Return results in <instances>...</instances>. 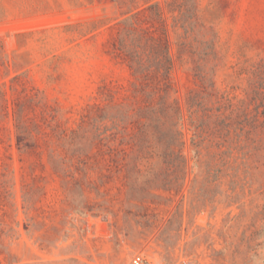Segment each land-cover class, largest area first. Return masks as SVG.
I'll return each mask as SVG.
<instances>
[{
	"label": "rangeland",
	"instance_id": "rangeland-1",
	"mask_svg": "<svg viewBox=\"0 0 264 264\" xmlns=\"http://www.w3.org/2000/svg\"><path fill=\"white\" fill-rule=\"evenodd\" d=\"M137 256L264 264V0H0V264Z\"/></svg>",
	"mask_w": 264,
	"mask_h": 264
},
{
	"label": "built area",
	"instance_id": "built-area-1",
	"mask_svg": "<svg viewBox=\"0 0 264 264\" xmlns=\"http://www.w3.org/2000/svg\"><path fill=\"white\" fill-rule=\"evenodd\" d=\"M121 264V263H115ZM125 264H154L151 259L145 256H137Z\"/></svg>",
	"mask_w": 264,
	"mask_h": 264
},
{
	"label": "trees",
	"instance_id": "trees-1",
	"mask_svg": "<svg viewBox=\"0 0 264 264\" xmlns=\"http://www.w3.org/2000/svg\"><path fill=\"white\" fill-rule=\"evenodd\" d=\"M156 14H157V16H158V19H159V21L163 24V19H162V14H161V10L158 8V9H156ZM161 24V25H162ZM162 32L164 33V29L162 28ZM162 33V34H163ZM167 60H169V58L167 59ZM169 64H170V62H169ZM170 67V66H169ZM167 68V72H169V69L170 68Z\"/></svg>",
	"mask_w": 264,
	"mask_h": 264
}]
</instances>
